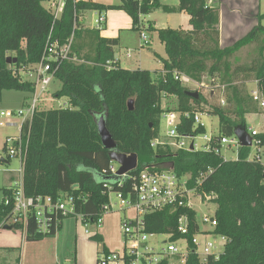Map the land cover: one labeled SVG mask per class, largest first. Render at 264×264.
I'll list each match as a JSON object with an SVG mask.
<instances>
[{"label":"trees","instance_id":"16d2710c","mask_svg":"<svg viewBox=\"0 0 264 264\" xmlns=\"http://www.w3.org/2000/svg\"><path fill=\"white\" fill-rule=\"evenodd\" d=\"M48 1L0 0V102L5 91L33 95V86L22 81L18 72L41 61L51 32L53 39L61 44L74 35L72 54L81 61L63 62L55 75V79L62 82L55 97L67 98L68 107L37 110L34 115L24 161L26 195L30 198L72 195L76 199V212L95 221L109 203V193L121 192L127 197L145 167L172 164L179 177H192L191 185L201 173L212 169L214 172L205 179L199 192L215 195V234L230 242L218 260L210 258L206 264H264V167L261 160L248 159L251 148L242 147L236 160L225 161L220 155L204 151L174 153L168 148L151 147L160 133L165 104L162 94L177 98L176 110L184 112H196L205 102L201 93L198 100L186 95L187 90L174 78L175 72L196 83H203V79L209 77L210 84L226 86V106L211 108V114L219 118L222 136L231 137L237 126H245L247 115L264 114L252 101L246 86L234 84L243 75V80L248 82L259 80V88L264 93L262 17L243 38L230 47L221 48L219 10L210 7L211 0H178L177 7L161 5L159 0H122L118 8L131 17L136 30H140L142 15L160 8L167 13H185L190 17V30L157 31L167 58L162 60V77L156 80L149 71L118 67L114 51L119 45L118 39L75 29L84 12L103 13L117 7L67 0L61 17L55 19L44 6ZM247 47H253L256 60L250 66L234 67L231 59ZM9 57L17 61L9 65ZM110 61H117L116 68L105 67ZM217 79L220 83H215ZM101 117L117 144L116 151L138 157L137 170L123 180L103 174L110 163V151L103 147L98 133ZM23 132L27 133L26 127ZM183 132L192 134V121L186 123ZM197 132L203 134L206 129L200 128ZM258 138L264 145V134ZM3 194L0 224L12 210L4 203L10 191L4 189ZM182 215H188L192 224L198 218L196 211L168 209L146 216L147 231L174 233V240H178L180 235L176 228ZM194 230L192 225V234ZM36 232V224L31 222L25 240L39 241L57 234L53 231L42 236ZM95 239L103 241L99 235ZM186 264L202 263L197 255L190 254Z\"/></svg>","mask_w":264,"mask_h":264},{"label":"built area","instance_id":"2783aa9c","mask_svg":"<svg viewBox=\"0 0 264 264\" xmlns=\"http://www.w3.org/2000/svg\"><path fill=\"white\" fill-rule=\"evenodd\" d=\"M67 0H49L48 10L54 15L55 19H59L64 10ZM74 3L85 2V0H73ZM94 21L95 29L103 30L106 22V17L103 13ZM78 26L75 25V29ZM74 36V35H73ZM71 37L66 43L61 44L59 40L53 39L52 32L45 46L42 59L39 63L28 68L21 69L18 74L22 81L21 74H24L27 79L24 82L30 83L33 86L34 92L31 98L30 105L27 109L18 110L16 112H1L0 117L5 119L7 124L18 117L21 119L20 133L18 137L8 138L5 141V150L8 152L9 158H18L20 160V183L8 189L10 195L6 196L4 203L11 207V214L6 217L0 224V230L7 226H12L14 229L23 231L26 235L29 224L35 223L38 235L45 236L53 231L58 232L59 225L69 218H77L85 224L86 232L92 233L89 227L93 225L96 230L103 226L104 213L113 211L115 205L110 203V195L115 194L119 202V211L126 212L121 223V233L123 248L119 252H101L98 258V264H186L190 254H195L202 264H206L210 258L218 260L221 253L218 249L225 247L230 240L224 236L221 244H216L210 239V235H216L215 230L217 221L214 216H206L202 219L197 218L196 222L192 221L188 215H182L178 219L176 232L180 235L178 240H174L175 234H155L147 231L146 216L154 213L163 212L165 210L176 211L179 209H187L195 211L194 199H198L199 203H213L215 195L204 194L199 192V188L214 171L201 173L194 185H191L192 177L186 175L179 177L172 164L161 165L157 167H145L139 172L136 177V182L133 185V190L128 193L127 197L121 192H110L109 203L106 204L101 213L97 215L95 221L83 214L76 212V199L72 195L61 194L58 197H42L38 196L30 198L26 195L23 185L24 176V161L27 152V144L29 141L30 129L39 103L43 101L44 95L55 79L56 72L66 61L80 63L77 56L72 54L73 38ZM144 42H147L145 36L142 37ZM117 61L107 62L105 67L108 70L116 68ZM164 75V73H163ZM174 78L180 83L185 79L195 85L197 89H205L210 98L216 95L217 91L222 93L219 100L221 107L226 106V100L223 96L226 86L217 84L196 83L187 76L175 72ZM259 80L247 82L248 93L252 101L256 104L260 111L264 110V93L259 88ZM254 88L249 90V86ZM186 86V85H183ZM212 86V88H211ZM168 94H162L164 101V112L161 116L167 127L166 139L159 135L152 141L151 147L154 149L165 148L172 152L190 151L206 153H214L220 155L225 161L223 151L231 147L239 152L241 142L237 136L233 134L231 137L218 136L208 137L207 132L200 134L198 129L204 128L200 114L204 113V109L190 112L179 111L167 107L169 103ZM68 103L61 106L67 108ZM207 115L211 116V108H207ZM188 121H192V134L185 133V126ZM27 128V133L23 132ZM252 147L257 150V156L249 160H260L262 141L258 138L260 134L251 130ZM202 137V138H200ZM202 139L206 144L200 146L196 141ZM193 145V150H191ZM115 161L110 160L109 166L103 171L106 176L118 177L121 180L128 178L130 173L123 176H118L119 167L114 165ZM138 168V167H137ZM137 170V169H136ZM123 183H121L122 185ZM79 200V199H78ZM192 225L195 226V232L191 233ZM205 225L211 226V230L204 229ZM157 236H164L165 241L153 245L150 240ZM218 236V235H216Z\"/></svg>","mask_w":264,"mask_h":264},{"label":"rangeland","instance_id":"374dc122","mask_svg":"<svg viewBox=\"0 0 264 264\" xmlns=\"http://www.w3.org/2000/svg\"><path fill=\"white\" fill-rule=\"evenodd\" d=\"M161 5H169L175 7L179 4L178 0H159ZM99 3L104 6H115L113 8L103 12V15L107 19L106 26L104 25V31L100 32V35L108 38L118 39L119 45L115 49V54L118 57V67L121 69L136 71L146 70L152 73L154 79L158 80L162 77L163 63L162 60L167 58L164 44L161 42L158 36V30L160 29H188L189 18L185 14L181 13H167L162 8L153 11L148 15H142L140 18V30L133 28V22L131 17L123 10L118 8L122 4V0H98ZM252 2H260L258 0L251 1V10H255V6ZM262 13L264 15V0H261ZM44 6L48 9V3H44ZM84 23L89 24L92 20L91 11H86ZM249 17V16H248ZM252 20V18H249ZM255 20V18H254ZM261 24L264 26V16L261 18ZM249 25L246 24L245 28ZM242 34V33H240ZM147 38V42H144L142 37ZM238 38V37H236ZM86 50H88L86 48ZM256 60L253 47H247L238 52L232 59L231 63L234 67L237 66H250ZM22 79L25 81L27 77L21 74ZM244 76H240L239 79L234 83L235 85H245L248 81L243 80ZM191 82H187L185 79L181 82L187 91L196 92L199 91L204 98L205 102L201 104L202 111L200 114L202 123L206 127V135L208 137L218 136L220 134V123L219 118L215 115L208 116L207 108H214L215 105H219V100L222 93L217 91L213 98H210L209 93L205 89H197L195 85H191ZM203 83H212L209 77L203 79ZM214 83V82H213ZM215 83H220V80H216ZM216 86V85H215ZM62 87V82L54 79L53 83L49 87L47 93L43 97V101L39 103L38 110H51L61 108V106L68 103L67 98H56L55 93ZM212 88V86H211ZM254 88L252 85L249 86V90ZM31 95L28 92L22 91H5L0 102V113L1 112H16L18 110L27 109L30 105ZM226 98V93H223ZM178 106L177 98H169L167 107L170 109H176ZM21 119L16 117L10 124H7L5 119L0 117V202L3 200V189L5 186L13 187L20 183V160L18 158H9L8 152L5 150V141L8 138L18 137L20 133ZM245 127L250 134L251 130L257 131L260 135L264 134V114H249L245 117ZM167 127L165 122L161 121L160 137L166 139ZM202 138V137H200ZM200 146H203L205 141L198 139L196 141ZM260 160L264 167V145L261 147ZM223 156L227 160H236L238 152L235 148L231 147L223 151ZM257 156V150L252 147L250 150V158ZM7 162V163H4ZM116 167L120 165L114 162ZM8 187V188H9ZM110 203L115 205L113 211L105 212L104 219L108 218L112 221L110 225V232L105 235L106 241H114L117 243V252L123 248L122 233L121 229L122 219H119L118 223L113 220L114 215H120L125 217L126 212L119 211V202L115 194L110 195ZM216 205L214 203H199L198 199H194V209L200 219L206 216H214L216 211ZM112 217V219H111ZM116 219V217H115ZM121 220V222H120ZM93 225L89 227L92 230ZM103 227L100 229L102 231ZM204 229L211 230V226L205 225ZM85 224L77 218H69L63 224V232L56 242V237H45L39 241H23V231L19 229H13L12 231L0 230V245H2V256H7V260L0 264H18L19 254L20 264H59L56 251L58 250L64 256V264H74V259L77 260L78 264H93L94 256L97 257L98 249H103V244L106 241L98 242L95 239V233L92 232L90 235L85 233ZM96 231V229H94ZM104 232V230H103ZM77 233V235H76ZM78 236V237H77ZM81 239H80V238ZM210 239L216 244H221L223 239L220 236L210 235ZM165 241L164 236H157L150 240V244L160 245ZM23 244L27 245L25 248ZM7 245L8 247H4ZM15 252L10 254L15 250ZM224 247L218 249V253L223 254ZM60 263V264H63Z\"/></svg>","mask_w":264,"mask_h":264},{"label":"crops","instance_id":"0c3cea01","mask_svg":"<svg viewBox=\"0 0 264 264\" xmlns=\"http://www.w3.org/2000/svg\"><path fill=\"white\" fill-rule=\"evenodd\" d=\"M251 1L252 0H211L209 2V5L211 8H215L219 10V15H220V24H219V32H220V47L221 48H227L232 46L233 44H235L238 40H240L241 38H243L246 34H248L255 26L258 25L259 23V18H261L263 16L262 13V4H261V0H258L260 2H257V5L255 2H252L253 5L255 6V10H251ZM85 2H91V3H96V4H100L103 5L101 3L98 2V0H85ZM178 6V5H177ZM175 6V7H177ZM93 12L92 14V20L89 24H85L84 23V17L85 14L88 12H84L79 19V25H78V30H85V31H95V32H100L104 31L103 30H97L95 29L94 26V21L97 19L99 13L97 11H91ZM181 14H185V13H181ZM187 15V14H185ZM188 16V15H187ZM249 16V17H248ZM189 21H190V17L188 16ZM249 18H252V20H250ZM255 18V20H254ZM107 23V19L105 22V26ZM189 23V22H188ZM248 24L249 26L245 28V25ZM191 26L189 23V28L186 30H190ZM242 33V34H240ZM102 38H108V37H104L102 35H100ZM238 37V38H236ZM108 39H114V38H108ZM116 47L114 48L115 51ZM116 58L118 59V57L116 56ZM5 163V162H4ZM9 186H5L4 189H10L12 187ZM3 189V190H4ZM113 220L117 222V224H119L118 220L122 219L123 217H120V215H114L112 216ZM111 217V219H112ZM116 217V219H115ZM68 220V219H67ZM67 220H65L64 222H66ZM63 222V224H64ZM121 222V220H120ZM63 224L61 226V228L59 229V231L57 232V234L54 236L56 237V242L57 240H59V237L62 234V230H63ZM112 224V221L108 218L107 220L104 219L103 222V228L102 231L96 230L94 231L95 228H92V230H90L91 232H94L95 235H99L102 240L106 241V237L105 235L108 234L110 232V225ZM104 230V232H103ZM119 230L121 231V229L119 228ZM86 235H90L86 232ZM77 235V233H76ZM78 237V236H77ZM80 238V237H79ZM81 239V238H80ZM23 241L26 243L28 241L25 240V237L23 236ZM30 242V241H29ZM27 245L23 244V247L25 248ZM2 245H0V260L2 262L7 260V256H2V250H1ZM4 247H8L7 245H5ZM117 243L112 241L110 242L109 240H107L106 242H104L103 244V249L100 250L98 249L97 252V257L94 256L93 259V264H98V258L101 252H117ZM21 249L19 250H15L13 252H11L10 254H13L15 252H20ZM56 255H57V259H58V263H63V259L64 256L61 252H59L58 250L56 251ZM20 254L18 257V264H20ZM6 259V260H5ZM77 260L74 259V264H78L76 263ZM64 264V263H63Z\"/></svg>","mask_w":264,"mask_h":264},{"label":"water","instance_id":"95a60500","mask_svg":"<svg viewBox=\"0 0 264 264\" xmlns=\"http://www.w3.org/2000/svg\"><path fill=\"white\" fill-rule=\"evenodd\" d=\"M16 61H17L16 59H12L11 57L7 59V63L9 65L13 62L15 63ZM186 95L196 100L200 98L199 91L196 92L187 91ZM132 104H133L132 101L129 102L130 109H132ZM98 133L101 138L103 147L110 151V160L115 161L120 165L118 176H123L137 169L139 164L137 155L135 154L125 155L116 151L117 144L113 139V136L111 135L110 131L108 130L106 121L103 117H101L98 121ZM234 135L238 137L242 147L250 148L252 146V138L245 126H237L234 129ZM191 150H193V145H191ZM13 229L14 228L12 226H7L4 228V230H8V231H12Z\"/></svg>","mask_w":264,"mask_h":264}]
</instances>
